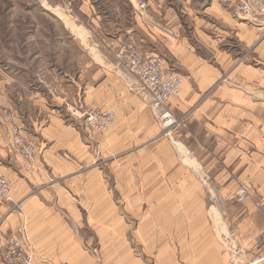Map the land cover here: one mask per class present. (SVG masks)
Here are the masks:
<instances>
[{
  "label": "crops",
  "instance_id": "crops-1",
  "mask_svg": "<svg viewBox=\"0 0 264 264\" xmlns=\"http://www.w3.org/2000/svg\"><path fill=\"white\" fill-rule=\"evenodd\" d=\"M146 1L143 18L130 10L127 22L117 5L82 0V11L89 32L134 37L182 75L169 100L180 124L163 133L137 78L96 42L76 71L52 69L49 88L28 84L19 106L3 89L0 105L13 118L0 116V172L11 181L10 199L0 200V244L24 232L38 264H82L89 256L76 225L122 238L117 210L130 209L152 244L163 226L162 264H264V216L250 199H229L244 183L264 202V17L239 20L223 0ZM65 103L112 111L114 120L88 138L62 114ZM14 123L36 148L29 172L11 143Z\"/></svg>",
  "mask_w": 264,
  "mask_h": 264
},
{
  "label": "rangeland",
  "instance_id": "rangeland-1",
  "mask_svg": "<svg viewBox=\"0 0 264 264\" xmlns=\"http://www.w3.org/2000/svg\"><path fill=\"white\" fill-rule=\"evenodd\" d=\"M103 1L94 0V4L101 10L110 8L109 4H112V8L113 5L114 7L120 6L123 9L124 22L129 20L130 10H134L142 19L148 6L146 0H134V7L128 5V0ZM223 1L230 4L231 0ZM139 2L146 3L144 9L138 8ZM231 10L237 19L245 20L236 16L232 8ZM89 24H91L89 17L82 11V0H0V96L3 94V89L10 90V92H5H8L15 105L19 106L18 96L24 97L29 94L28 84L32 90L37 91L38 86L49 88L46 87V83H49L48 77L53 71L52 69L71 73L76 71L84 60L83 49L88 46V42L98 43L99 47L97 48L103 52L106 51L113 58H115L114 52L119 43L133 41L140 49L134 37L123 36L119 40H114L112 37L109 40L107 39L109 35L104 31L89 32ZM72 25L78 26V31H73L74 35L69 32ZM103 39L107 40L106 48L101 46ZM28 80L30 81L28 82ZM30 101L33 103L34 98L31 97ZM25 104L21 102L20 106ZM71 107L78 108L80 111L86 109L65 103L62 111L66 120H77L81 122L82 126V119L70 114ZM10 114L11 112L7 109L4 110V106L0 105V116L5 115L8 119H12ZM10 130L11 143L16 151L18 149L15 143L16 135H19L25 142L31 143L16 123L12 124ZM83 133L85 134L84 131ZM21 168L23 169L22 166ZM241 188L247 191L242 201L238 200ZM229 199L238 203L250 199L263 215L259 206L264 205V202L260 203L261 200L253 198L244 183L238 185L236 191L230 194ZM117 213L124 218L122 238L119 237L118 231H116V239L113 233L100 234L99 231L96 237L86 225H76L79 228L78 236L81 235L84 238L81 247L86 256L87 254L89 256L83 258L82 264H162L163 258L156 253L163 243L161 234L163 226H155V228L158 227L155 231L159 232L155 237L159 239L155 244H152L146 237L147 226H137L134 218L131 217L130 209H123L122 213L117 210ZM113 227L114 225H108V231ZM137 227H140L139 234H137ZM148 247H150L149 250L154 248V257L148 255ZM36 260L39 263L37 258Z\"/></svg>",
  "mask_w": 264,
  "mask_h": 264
},
{
  "label": "built area",
  "instance_id": "built-area-1",
  "mask_svg": "<svg viewBox=\"0 0 264 264\" xmlns=\"http://www.w3.org/2000/svg\"><path fill=\"white\" fill-rule=\"evenodd\" d=\"M230 5L241 19L258 20L264 17V0H231ZM146 3L139 2L138 8L144 9ZM115 58L121 66L133 74L138 80V88L142 98L148 103L155 118L162 124V131L170 135L171 128L180 124L169 107V100L179 91L183 77L168 67L165 59L160 55H145L133 41L119 43L114 52ZM73 117L82 119L83 131L88 138L95 133L110 128L114 113L101 109L78 108L69 109ZM168 123V125H164ZM17 151L21 155V166L26 171H31L36 163V148L25 142L19 135L15 137ZM11 181L0 172V199H10ZM238 200L242 201L247 191L239 190ZM264 215V205L259 206ZM21 237L12 234L4 235L0 244V258L5 264H38L31 248L26 244V234L20 232Z\"/></svg>",
  "mask_w": 264,
  "mask_h": 264
},
{
  "label": "bare ground",
  "instance_id": "bare-ground-1",
  "mask_svg": "<svg viewBox=\"0 0 264 264\" xmlns=\"http://www.w3.org/2000/svg\"><path fill=\"white\" fill-rule=\"evenodd\" d=\"M60 15H61V13H60ZM62 16V15H61Z\"/></svg>",
  "mask_w": 264,
  "mask_h": 264
}]
</instances>
